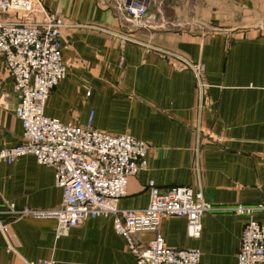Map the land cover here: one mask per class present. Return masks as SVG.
Masks as SVG:
<instances>
[{"label":"crops","instance_id":"obj_1","mask_svg":"<svg viewBox=\"0 0 264 264\" xmlns=\"http://www.w3.org/2000/svg\"><path fill=\"white\" fill-rule=\"evenodd\" d=\"M40 1L67 25L61 40L67 77L52 92L45 115L82 127L93 115L96 130L149 146L147 168L129 180L120 209L147 208L150 183L162 191L201 190L214 207L264 203V0L158 2L164 17L153 0H144V22L154 29L124 23L114 0ZM117 35L179 54L202 72L182 70L176 60ZM17 105L0 56V150L22 143ZM61 203L53 168L33 156L1 163L0 264H137L112 218L86 221L58 237L54 219L8 213V205L48 211ZM256 219L264 223L263 214ZM245 222L232 212L210 213L201 220L200 236L190 237L186 219L168 217L158 232L171 249L199 251L200 264H237ZM154 236L146 231L131 238L145 245Z\"/></svg>","mask_w":264,"mask_h":264},{"label":"built area","instance_id":"obj_2","mask_svg":"<svg viewBox=\"0 0 264 264\" xmlns=\"http://www.w3.org/2000/svg\"><path fill=\"white\" fill-rule=\"evenodd\" d=\"M122 8L136 28L145 29L140 26L148 16L144 0H124ZM66 27L63 15L48 11L40 0H0V56L14 81L18 99L14 113L24 129L20 145L0 150V164L11 165L20 158L33 156L38 164L54 169L55 183L62 190V203L56 209L18 211L8 205V213L14 217L54 219L58 237L86 221L112 218L115 232L128 239L137 264H200L199 251L167 246L158 232L162 221L168 217L184 218L188 235L199 237L205 215L232 212L246 218L237 264H264V223L256 219L257 214L264 215V203L252 207H214L205 202L201 190L173 187L162 191L150 183L147 208H119L127 195L129 180L147 168L149 146L130 135L96 130L93 115L84 127L63 124L45 115L52 92L67 77L61 45ZM117 36L126 43L176 60L182 70H191L197 76L202 72L201 66L149 41L131 35ZM146 231L155 233L149 243L140 245L132 240L134 233Z\"/></svg>","mask_w":264,"mask_h":264},{"label":"water","instance_id":"obj_3","mask_svg":"<svg viewBox=\"0 0 264 264\" xmlns=\"http://www.w3.org/2000/svg\"><path fill=\"white\" fill-rule=\"evenodd\" d=\"M123 1H121V0H114L115 4L117 5L116 9L119 11L122 20L124 21V23L130 24V23H132L131 22V19H130L129 15L122 8ZM126 1L129 2L130 0H126ZM170 1L171 0H153L152 6L154 8H156V13L157 14H159L161 17H164L163 11L160 9V7H158V2H161L162 5L165 6L166 4H169ZM140 26L145 27V28H148V29H154L156 25H150L147 22H144V21L142 22L141 21L140 22ZM211 31L216 32L215 29H211ZM217 32H219V30H217Z\"/></svg>","mask_w":264,"mask_h":264}]
</instances>
